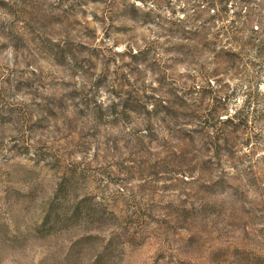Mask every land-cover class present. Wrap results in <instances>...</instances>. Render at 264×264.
<instances>
[{"label":"rangeland","instance_id":"obj_1","mask_svg":"<svg viewBox=\"0 0 264 264\" xmlns=\"http://www.w3.org/2000/svg\"><path fill=\"white\" fill-rule=\"evenodd\" d=\"M228 8L0 0V264H264V112L216 120L264 109V51Z\"/></svg>","mask_w":264,"mask_h":264},{"label":"trees","instance_id":"obj_2","mask_svg":"<svg viewBox=\"0 0 264 264\" xmlns=\"http://www.w3.org/2000/svg\"><path fill=\"white\" fill-rule=\"evenodd\" d=\"M252 0H206V6L208 10H212L215 7L213 15H211L214 20H225L229 16L228 4L234 7L235 10L232 12V19L230 22L236 23L240 19L242 21L240 24L242 27L234 26L233 32L239 33L241 31H248L250 33V38L247 44L254 45L258 47V50L264 51V40L260 38L263 33L258 28L250 27V21L252 20V15H257L258 22L261 19L260 14H254L252 8L250 7V2ZM255 1V0H254ZM258 40V43H254ZM257 95V94H256ZM259 99L253 95V93H245V99L243 100L240 107L236 108L234 112L230 115H226L224 119L219 116L216 117L217 123L220 125L230 126L233 133L243 132L244 129L248 128V125L252 119L259 118L255 116L256 113L264 112V109L260 107ZM249 139V138H248Z\"/></svg>","mask_w":264,"mask_h":264}]
</instances>
